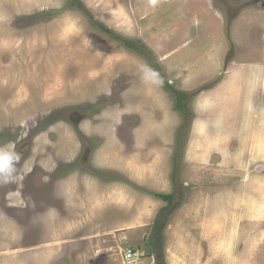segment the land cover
<instances>
[{"label": "rangeland", "instance_id": "1", "mask_svg": "<svg viewBox=\"0 0 264 264\" xmlns=\"http://www.w3.org/2000/svg\"><path fill=\"white\" fill-rule=\"evenodd\" d=\"M0 150V264H137L132 246L146 264L162 223L172 264L168 226L203 192L227 196L186 223L207 250L190 241L188 264H237L264 222V0H0ZM113 187L154 218L100 256L81 233L127 216L92 207Z\"/></svg>", "mask_w": 264, "mask_h": 264}, {"label": "crops", "instance_id": "2", "mask_svg": "<svg viewBox=\"0 0 264 264\" xmlns=\"http://www.w3.org/2000/svg\"><path fill=\"white\" fill-rule=\"evenodd\" d=\"M144 12H145L144 10L140 11L141 14H144ZM113 189L114 190L111 192V195L107 194L108 193L107 192L103 195L95 197L92 201V207L98 208V206L102 204V202L104 201L107 202L102 206L114 207V206H118L116 202H119L121 208L123 210H127V216L116 220H109L107 217H102L101 219L94 218V220L90 222V225L88 226L89 230L87 231V233H81V235H84V237H86V238L83 237L81 239L82 241L80 243L82 244V247L86 249L89 248L91 250H95V252L100 256H105L107 254L110 255V253H113L115 250H117L118 247H123L126 246L127 244H132L133 240L135 238L137 239L139 236L144 237L148 230L149 224L153 222V221L150 222L149 218L150 219L154 218L153 213L149 215L147 197H145L144 199L142 197H139L137 199V197L135 195L132 196L130 192L126 194V192L123 190H120L121 192H119L117 191V188L115 189L113 187ZM115 191L117 193L116 195H115ZM121 193H123V195ZM127 196H129V198H127ZM226 196L227 194L224 195V193L219 194L218 196L210 195V197H212L211 198L212 200L218 198L219 201L222 200V198H225ZM114 197H116V199ZM210 197H207L206 192H203V194L199 195L198 197H193L192 199H196V200L193 201L191 208L190 207L180 208V210L182 209L181 213H183V221L181 222V225H180L181 219L179 217H178L179 222L176 226L174 225V223L169 224L168 227L171 228V233H173L171 237L175 239L174 242L177 239L179 240L177 243H172L167 240L169 248H171L174 245L172 247V250L167 251L168 259L172 262V264H188V262H193L190 261L187 257L188 256L187 251L190 241H193L195 245L201 243L202 245L201 248L202 250L204 249L203 243L205 242V238L203 236L197 238L194 234H192L190 237L185 234V231L187 230L188 232L194 233V226L192 229V227L188 225L190 223H193V225L195 224L198 225L197 220L201 219V217L207 218V198ZM112 199L113 201H111ZM218 199H216L217 202ZM112 209H108V210H112ZM199 209L201 210L200 213H197L198 214L197 216L195 211ZM103 212L104 211L99 210V212L96 213L95 216L96 217L102 216ZM185 213H188L187 217L184 216ZM263 213L264 212H260L259 210H256L253 211L250 214V216L252 218H255L254 220H259V219L263 220L264 219V215L262 216ZM254 214H258L262 217L253 216ZM87 222L88 221H83V223H87ZM263 223L264 222L259 221V223L257 224L258 234L250 237L252 240L251 245L253 244V247L249 248L248 250H246L245 248H243L244 250L243 249H241V251L239 250L237 257V264H264V228L262 227ZM181 244H183L185 247L183 246L184 248H180L182 247L180 246ZM129 249L135 250V247L132 246ZM182 250L186 254L185 256H183L184 253L182 252ZM170 254L174 255L175 257L169 256ZM242 257H244L243 260L241 259ZM142 259L146 260L145 261L146 264H151L152 262H154L153 256L145 257V259L144 258ZM205 259L207 261V250H203V260ZM130 263L138 264V262H130ZM116 264H123V263H116ZM201 264L203 263L201 262Z\"/></svg>", "mask_w": 264, "mask_h": 264}, {"label": "trees", "instance_id": "3", "mask_svg": "<svg viewBox=\"0 0 264 264\" xmlns=\"http://www.w3.org/2000/svg\"><path fill=\"white\" fill-rule=\"evenodd\" d=\"M125 43L128 47H131L132 49H134V47L130 43H128V42H125ZM184 97H186V96L181 95V96L176 98V107L179 110H183V108H184L183 106H185L182 104ZM158 198L160 200L167 202V203H171L172 199H173L172 196H167V195H158ZM162 225H163L162 230H159V228L157 227V224H155V232L152 234V240L150 239V241L147 242L148 246L151 250V253L155 258V264H165L164 260H163V254H162V242H163L162 237H163L164 227L166 228V223H162Z\"/></svg>", "mask_w": 264, "mask_h": 264}, {"label": "clouds", "instance_id": "4", "mask_svg": "<svg viewBox=\"0 0 264 264\" xmlns=\"http://www.w3.org/2000/svg\"><path fill=\"white\" fill-rule=\"evenodd\" d=\"M14 157H15L14 153L4 151V150H0V178H3V177L10 175L11 169H12V166L14 163ZM147 246H148V243H147ZM127 251H131L133 253V256L130 259H126ZM140 256H141V253H139L138 251L126 248L123 252L122 259L128 263L138 262L140 260L139 259ZM151 256H153V255L151 254Z\"/></svg>", "mask_w": 264, "mask_h": 264}, {"label": "built area", "instance_id": "5", "mask_svg": "<svg viewBox=\"0 0 264 264\" xmlns=\"http://www.w3.org/2000/svg\"><path fill=\"white\" fill-rule=\"evenodd\" d=\"M132 256H133V253L131 251H127L126 259H130Z\"/></svg>", "mask_w": 264, "mask_h": 264}]
</instances>
